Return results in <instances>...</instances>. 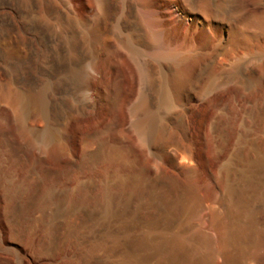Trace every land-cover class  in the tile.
I'll use <instances>...</instances> for the list:
<instances>
[{
  "label": "rangeland",
  "instance_id": "obj_1",
  "mask_svg": "<svg viewBox=\"0 0 264 264\" xmlns=\"http://www.w3.org/2000/svg\"><path fill=\"white\" fill-rule=\"evenodd\" d=\"M199 1L0 0V264H264V0Z\"/></svg>",
  "mask_w": 264,
  "mask_h": 264
},
{
  "label": "bare ground",
  "instance_id": "obj_2",
  "mask_svg": "<svg viewBox=\"0 0 264 264\" xmlns=\"http://www.w3.org/2000/svg\"><path fill=\"white\" fill-rule=\"evenodd\" d=\"M187 2H189L193 7L198 6L199 3H201L199 0H186ZM206 2V1H204ZM204 12L207 16H211L213 14V9L211 8V6L209 5V3L206 2V5L204 6ZM169 13H170V17L174 20H178L181 18V16L183 15L182 12L179 8H169ZM202 23V21H201ZM31 102L34 103H40L41 99L40 97L34 96V97H30L29 99ZM245 233V228L243 227H236L233 229V231H231V234L225 239L226 241H233L236 239H239L243 234Z\"/></svg>",
  "mask_w": 264,
  "mask_h": 264
}]
</instances>
